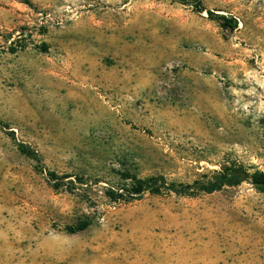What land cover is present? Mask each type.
I'll use <instances>...</instances> for the list:
<instances>
[{
    "label": "rangeland",
    "instance_id": "obj_1",
    "mask_svg": "<svg viewBox=\"0 0 264 264\" xmlns=\"http://www.w3.org/2000/svg\"><path fill=\"white\" fill-rule=\"evenodd\" d=\"M232 162L264 171V0H0V264H157L141 248L187 241L204 205L263 193L118 203L107 189ZM49 172L70 178L56 190ZM178 200L193 211L180 229Z\"/></svg>",
    "mask_w": 264,
    "mask_h": 264
},
{
    "label": "crops",
    "instance_id": "obj_2",
    "mask_svg": "<svg viewBox=\"0 0 264 264\" xmlns=\"http://www.w3.org/2000/svg\"><path fill=\"white\" fill-rule=\"evenodd\" d=\"M47 85L52 89L53 105L61 111L63 103L59 98L63 94L61 89L63 81L55 78ZM17 129L16 126L11 130ZM20 143L23 142L19 141ZM214 195V193L204 194L208 197ZM263 198L264 193L260 196H233L231 204L204 205V210L207 212L204 224L198 216L196 221L199 223L195 226V230L191 229L190 224L187 241H182V236L179 235L180 241L173 242L164 250L142 247L141 254L147 256L150 261H156L157 264H264V236L262 237L260 218L264 210V205L260 204L264 202ZM178 202L175 203L174 211L179 214L178 218H175V224L178 223L180 229L182 212L186 213L185 211L188 210L191 221L193 211L190 209L191 205L182 206L180 200Z\"/></svg>",
    "mask_w": 264,
    "mask_h": 264
},
{
    "label": "trees",
    "instance_id": "obj_3",
    "mask_svg": "<svg viewBox=\"0 0 264 264\" xmlns=\"http://www.w3.org/2000/svg\"><path fill=\"white\" fill-rule=\"evenodd\" d=\"M222 18L225 19V17ZM19 148L23 154L34 159L37 158V153L28 145L20 143ZM66 178H70V176L59 178L54 172L48 173V180L56 190L61 189L65 185L63 180ZM124 178L131 181L128 187L120 189L108 188L106 191V196L113 202L131 203L141 200L146 194H175L193 197L201 194L215 193L226 187H236L243 183H250L259 192L264 193V171L253 169L237 162H232L219 171L203 174L194 183L187 184L170 182L164 175L141 178L130 172H126L124 173ZM77 179L80 180V184H85L83 179ZM91 224L92 221L89 219H80L76 224L69 226L68 230L71 233H79L85 231Z\"/></svg>",
    "mask_w": 264,
    "mask_h": 264
}]
</instances>
